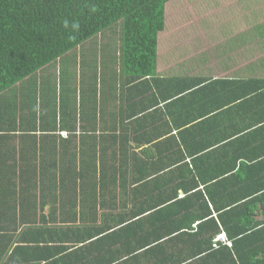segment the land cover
Instances as JSON below:
<instances>
[{
  "label": "crops",
  "instance_id": "0c3cea01",
  "mask_svg": "<svg viewBox=\"0 0 264 264\" xmlns=\"http://www.w3.org/2000/svg\"><path fill=\"white\" fill-rule=\"evenodd\" d=\"M250 25L243 24V30ZM254 40L248 47L224 45L231 48L229 59L225 54L205 61L185 58L166 64L170 68L165 71L157 59V73L176 81L164 83L154 96L147 84L123 86L125 77L117 75L118 40L92 47L93 39L2 91L0 208L13 207L17 215L16 224L4 220L2 225L18 226L13 237L1 240L18 237L11 263H238L230 228L252 221V208L243 202L249 192L245 180L256 181L261 190L264 185V48H257L264 38ZM253 47L258 54L252 58ZM83 62L95 65L92 92L87 78L81 86V77L70 75ZM62 84L69 86L67 94L77 106L82 101L99 120L102 115L109 119L105 127L146 130L144 138L150 141L141 146L157 161L143 172H117L102 187L42 182L59 176L43 165L58 160L61 151L42 131L39 113L44 101H49L47 110L57 106ZM258 207L255 220L264 217ZM221 232L228 242L216 239ZM237 254L249 252L245 248ZM6 257L0 264H6Z\"/></svg>",
  "mask_w": 264,
  "mask_h": 264
},
{
  "label": "trees",
  "instance_id": "16d2710c",
  "mask_svg": "<svg viewBox=\"0 0 264 264\" xmlns=\"http://www.w3.org/2000/svg\"><path fill=\"white\" fill-rule=\"evenodd\" d=\"M169 1L0 0V93L24 77L35 74L86 40H94L105 30L112 29L120 42L117 75L125 77L123 86L129 88L128 85L132 83L134 88L141 89L147 84L146 89L153 96L158 94L164 83L176 81L161 77L157 73L158 38L165 29V6ZM85 62L75 67L70 75L71 78L72 75L81 77V86L87 78L88 91L92 92L97 81L95 65ZM63 85V97L61 96L57 106L47 110L49 101H44L39 113L38 119L41 118L43 122L42 131L47 132V138L52 137L53 144L56 143L61 151L59 161L47 163L46 167L43 165L48 172L50 169L58 171L59 176L55 174L42 182L47 181V186L52 183L59 186V182L67 181L65 187L94 182L96 186L102 187L117 172L121 175L133 170L143 172L157 161L150 149L142 148L143 143L150 141L149 137L144 138L146 130L138 131L132 126L131 129L124 130L105 127L109 119L102 115L99 120L96 112L91 113L93 109H89L90 105L82 101H78L77 106L75 98L69 99V86ZM191 87L189 85L183 89ZM83 94L84 91L80 97ZM94 103L96 101L91 100V105ZM100 107L108 113L106 108ZM70 115L73 121L69 120V123L66 119ZM100 123L102 125L99 127ZM78 128L80 129L77 130ZM238 170L236 176L240 174ZM71 171L73 176L68 175ZM255 182L245 180L249 192L243 198L245 205L252 208L248 212L250 218L252 217L251 224L240 225L234 230L230 228L234 235L232 246L238 262L235 261V264H264V217L261 220L253 219L256 214L254 210L258 206L260 208L258 207L257 212L264 216V185H261V190L256 187ZM31 187H35L34 182H31ZM48 197L49 194L45 195L42 202ZM16 216L13 207L0 208V260L7 256L6 264H12V253L17 252V247L13 245H17L14 242L18 237L6 243L1 240L6 236L13 237L11 234L17 231L18 226L4 227L2 221L15 222ZM218 240L228 242L226 236ZM12 247L15 249L12 250ZM245 248L249 255L237 254Z\"/></svg>",
  "mask_w": 264,
  "mask_h": 264
},
{
  "label": "rangeland",
  "instance_id": "374dc122",
  "mask_svg": "<svg viewBox=\"0 0 264 264\" xmlns=\"http://www.w3.org/2000/svg\"><path fill=\"white\" fill-rule=\"evenodd\" d=\"M243 24L246 28L248 24H253L249 26L251 31L243 30ZM113 28L119 30L116 26ZM116 37L111 29L95 37V42L91 45L92 47H98L100 43L114 45ZM214 38H217L216 42ZM262 38L264 0H170L165 6V29L158 38L159 66L165 64V71L170 68L166 64L171 61L181 62L185 58L191 62L201 58L205 61L219 54H225L224 58L229 59L228 51L231 48H225L224 45L235 48L245 44L248 47L252 39L261 43ZM259 45L258 49L264 48V43L261 47ZM257 48L253 47L251 50L252 58L257 56ZM76 62L75 60V65ZM79 65L81 66V63Z\"/></svg>",
  "mask_w": 264,
  "mask_h": 264
},
{
  "label": "built area",
  "instance_id": "2783aa9c",
  "mask_svg": "<svg viewBox=\"0 0 264 264\" xmlns=\"http://www.w3.org/2000/svg\"><path fill=\"white\" fill-rule=\"evenodd\" d=\"M225 238V234L223 232L219 233L217 236H216V239H224Z\"/></svg>",
  "mask_w": 264,
  "mask_h": 264
}]
</instances>
